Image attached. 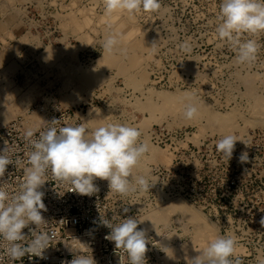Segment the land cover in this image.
Wrapping results in <instances>:
<instances>
[{
	"label": "rangeland",
	"instance_id": "374dc122",
	"mask_svg": "<svg viewBox=\"0 0 264 264\" xmlns=\"http://www.w3.org/2000/svg\"><path fill=\"white\" fill-rule=\"evenodd\" d=\"M160 3L156 12L108 17L103 0H0V128L15 120L22 131H34L46 116L78 114L77 125L89 132L107 123L136 126L147 138L155 130L160 148L144 141L161 158L152 161L149 151L134 174L148 179V163L166 167L174 156L180 172L192 163L195 177L179 175L173 184L185 196H155L140 219L180 201L211 226L213 238L236 240L233 260L264 264V34L254 37L260 44L256 60L238 65L228 45L217 47L220 0ZM127 31L133 35L121 47L126 54H107L105 37L113 32L123 38ZM185 41L190 53L180 48ZM156 93L173 98L171 106ZM186 93L226 126L208 127L201 112L184 119ZM149 104L154 112L144 109ZM227 134L246 144L237 141L229 161L215 146ZM243 151L249 159L241 164ZM155 224L147 232L161 240L166 264H184L183 249H200L180 215L166 214Z\"/></svg>",
	"mask_w": 264,
	"mask_h": 264
},
{
	"label": "clouds",
	"instance_id": "9594fccd",
	"mask_svg": "<svg viewBox=\"0 0 264 264\" xmlns=\"http://www.w3.org/2000/svg\"><path fill=\"white\" fill-rule=\"evenodd\" d=\"M104 12L108 17L117 13H152L161 8L160 0H103ZM219 23L215 27L216 38L221 42L217 47L228 45L235 53L238 65L252 64L257 57L260 44L254 38L264 34V0H220ZM247 36L248 38H243ZM157 42L151 48L155 51ZM117 33L110 32L104 39L103 49L109 55L126 54L119 46ZM180 48L190 53L187 41ZM200 112V102L195 94H185L183 117L195 119ZM78 115V114H77ZM56 120H53L55 122ZM34 131L29 129L25 138L29 140L31 151L27 154V165L19 190L10 195L0 183V258L6 256L13 262L21 261L26 255L44 258L49 247L50 233L37 231L47 224L42 211H47L43 202L45 193L40 189L47 181L50 171L53 179L67 183L70 192L82 196H92L98 191L96 179L108 181L110 192L121 196L130 193L148 192L151 184L143 175H135L134 169L150 151L147 141L141 139L142 131L132 125L120 123L102 124L89 132L85 124L50 127L31 139ZM237 141L235 134L222 136L216 142V150L228 161L232 158ZM244 143V142H243ZM245 144V143H244ZM246 145V144H245ZM247 151L241 152L238 162L248 161ZM13 165L8 146L0 150V177ZM125 213L128 209L123 210ZM264 226V217L259 221ZM101 223L110 229L105 239L114 242L116 249L127 254L130 264H146L148 239L146 231L138 230L140 222L134 216H127L119 224L113 225L108 219ZM35 225L31 230V240L23 230ZM236 240L231 236L217 235L212 238L198 255L187 260V264H241L234 257ZM66 264H96L93 256L77 254Z\"/></svg>",
	"mask_w": 264,
	"mask_h": 264
},
{
	"label": "built area",
	"instance_id": "2783aa9c",
	"mask_svg": "<svg viewBox=\"0 0 264 264\" xmlns=\"http://www.w3.org/2000/svg\"><path fill=\"white\" fill-rule=\"evenodd\" d=\"M53 120L56 121L53 122ZM78 122L80 118L77 114L46 116L34 130V136L31 139L38 138L40 132L50 127L59 129L63 126H77ZM25 133L15 120L0 128V150L7 145L13 160V165L7 167L4 177H0V183H4L10 195H14L19 190L24 178V168L28 166L27 154L32 150L29 140L25 138ZM147 133L152 146L160 148L161 141L156 131ZM145 134L146 131L142 132L143 140ZM172 134L175 137L177 132L174 131L170 135ZM147 155L150 156L149 152ZM176 160L173 156L166 167L158 162L148 163V179L155 185L148 192L137 191L127 196L110 192L108 181L100 179L94 181L98 188L95 194L82 196L70 192L69 184L55 181L49 171L45 176L47 181L40 189L45 193L43 202L47 211H42V215L47 224L37 229L39 232L47 231L51 234L44 258L26 255L21 261L13 262L4 256L0 258V264H66L77 254L93 256L96 264H130L127 254L122 249H116L114 242L105 239L110 229L101 223V218L108 219L116 225L127 216H134L140 222L138 230L143 229L140 216L145 206H149L151 201L155 200V196H160L159 194L166 198L185 196L183 188L173 184L174 180L180 178L178 176L182 174L189 178L195 177L192 163H189V168L183 173L179 171ZM125 208L128 209L127 213L123 211ZM31 230H36L35 225H29L23 230L29 241L32 238ZM146 237L149 242L145 254L146 264H166L164 262L165 248L158 235L146 232Z\"/></svg>",
	"mask_w": 264,
	"mask_h": 264
},
{
	"label": "bare ground",
	"instance_id": "6f19581e",
	"mask_svg": "<svg viewBox=\"0 0 264 264\" xmlns=\"http://www.w3.org/2000/svg\"><path fill=\"white\" fill-rule=\"evenodd\" d=\"M135 33V32H134ZM132 35H133V32L131 31H127V33H126V37H123V38H120V39H122L121 41H123V43H122V45H120V48L121 47H123V45L125 44V40L126 39H128L129 37H132ZM45 48V47H44ZM36 49V48H35ZM34 49V50H35ZM47 49V48H46ZM45 50V49H44ZM43 50V51H44ZM48 50V49H47ZM50 50V49H49ZM43 51H41V52H43ZM40 53V52H39ZM44 53V52H43ZM59 53V52H58ZM46 54V53H45ZM60 54V53H59ZM48 55V54H47ZM48 57V56H47ZM132 63L133 64H137V59H135V58H133L132 60ZM122 71V70H121ZM155 96H157V98L160 100V101H162L165 105H168V107L169 106H171V105H169L170 104V102H172L174 99L173 98H171V97H168V96H166V95H164V94H160V93H156V95ZM164 105V106H165ZM159 107V106H158ZM259 108V107H258ZM144 109H147V110H152L153 112H154V110H155V107L153 106V105H151V104H149V105H146L145 107H144ZM166 109V108H165ZM162 110V109H161ZM167 110V109H166ZM261 110H262V108H261ZM151 111V112H152ZM170 111V110H169ZM200 112H201V114H200V120H203L204 122H205V125H207L208 127H210V128H214V129H216V128H219V125L222 127V124H224L225 125V119H220V118H218L217 116H215L214 114H212L204 105H201L200 104ZM184 122H186V121H184ZM188 122H189V120H188ZM154 123V122H153ZM198 125V124H197ZM226 126V125H225ZM2 128V127H1ZM201 129H202V127H200ZM204 128V127H203ZM208 129V128H207ZM229 129H230V127H229ZM210 130V129H209ZM219 130V129H218ZM201 131V130H200ZM202 135V134H201ZM149 140L147 137H145V140ZM153 153L155 154V150L154 149H151L150 150V154H151V158H152V161H157V159L161 156V155H156L155 154V156L157 157H154V156H152L153 155ZM161 158V157H160ZM159 161V160H158ZM142 163H140V165H141ZM144 164V163H143ZM145 212V211H144ZM144 212H142V214L144 213ZM195 212V211H194ZM193 211H190V209H188L187 208V206L184 204V203H182V202H180V201H168V202H166V203H164L161 207H159V208H154V209H151L150 211H149V213L147 214V215H142L143 217L140 219L141 220V224H142V226H143V229L147 232V231H151L153 228H154V226L156 225L155 223L158 221V220H160V219H162L163 218V216L164 215H166V214H177L178 216L180 215L182 218H183V220L185 219V221H187V223L188 224H190L191 226H192V230H194L195 231V233H196V236H198V237H196L195 236V238L194 239H196V240H199V242H197L196 240H194L193 239V241H194V243H195V241L197 242V243H199L200 244V249L199 250H197V251H194V250H187V249H183V251H182V254H183V256L185 257L184 258V260H185V263L184 264H187V260L188 259H190L191 257H195L196 255H198V252L203 248V247H205L206 245H207V243L213 238V231H212V229H211V226L207 223V222H205V221H203L202 219H201V217L199 216V215H197L196 213H194ZM164 220V219H163ZM195 235V234H194ZM197 247H198V245H197ZM174 250H176V249H174ZM177 250H179V249H177ZM191 252V254H189ZM169 254H170V252H169ZM177 254V253H176ZM179 254H181V252H179ZM170 260V259H169Z\"/></svg>",
	"mask_w": 264,
	"mask_h": 264
}]
</instances>
